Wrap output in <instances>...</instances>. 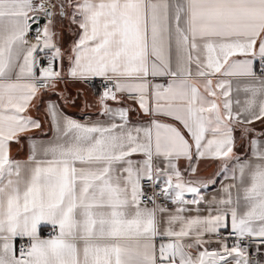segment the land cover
<instances>
[{"label": "snow or ice", "instance_id": "snow-or-ice-1", "mask_svg": "<svg viewBox=\"0 0 264 264\" xmlns=\"http://www.w3.org/2000/svg\"><path fill=\"white\" fill-rule=\"evenodd\" d=\"M56 17L78 29L67 53ZM65 57L71 78L111 82L100 103L121 123L81 124L50 105L56 139L40 159L33 143L22 165L10 157V142L40 127L25 113L41 88L62 78L54 65ZM149 76L169 80L150 85ZM234 77L247 81L249 94L235 111ZM196 79L205 81L204 92ZM117 92L137 100L147 125L130 126L128 109L109 108ZM255 121H264V0H0V264H260L242 242L264 246V148L251 139V158L234 152L237 128L248 136ZM181 158L193 174L202 158L223 160L231 173L224 196L207 202V216L182 215L191 211L183 205L204 202L209 182L184 181ZM143 181L180 205L174 214L156 204L157 193L146 194ZM165 213L161 230L158 214ZM44 224L55 234L42 238ZM206 234L221 237L218 249L204 247ZM158 236L169 239L157 244ZM17 238L27 239L19 250Z\"/></svg>", "mask_w": 264, "mask_h": 264}, {"label": "crops", "instance_id": "crops-1", "mask_svg": "<svg viewBox=\"0 0 264 264\" xmlns=\"http://www.w3.org/2000/svg\"><path fill=\"white\" fill-rule=\"evenodd\" d=\"M70 11V9H69ZM56 19V18H55ZM56 26V22L54 21ZM56 32L58 33V44L59 46L67 53L73 42L77 39L78 29L76 25L71 24L69 19H62V22L58 24V27H55ZM28 39L30 38V32L28 34ZM69 63L65 57L62 62H59V71L61 72V77L54 82V86L47 87L46 89L40 90L37 96L32 100L30 107L28 108L25 115L31 116L34 120L39 121V128H32L29 131L21 134L18 137L17 141L10 142V157L20 162L22 165L29 163V157L32 154V145H36V156L38 159L43 158V148L47 146L50 142L56 139L57 133L52 124L49 106H55L58 113L62 117H69L77 122L85 125L93 124H110V123H121L119 118L110 119L108 115L103 114V106L100 103L101 92L94 88L93 82L99 79H104L102 77H91L87 80L73 79L68 76L67 69ZM195 73V69H193ZM38 74V72H37ZM218 77H213V86L217 83ZM169 80L167 76H157V77H148V82L150 85H166ZM232 81V94L231 99L233 100V109L238 110L241 106L244 105L248 93L243 90L244 84L247 81L244 78L234 77L231 78ZM194 82L199 86L201 92H204V83L203 79H196ZM128 93L117 92L118 99L113 101L111 99L107 100L109 108L116 110L118 108L128 109V120L130 126L133 125H147L149 117L144 114L143 110L140 109L139 104L136 99H126L125 95ZM223 97L220 96L219 91L217 93V102L221 105L223 104ZM239 100L240 104L237 105L235 102ZM163 123L175 124L177 127H180L183 131L182 125L179 122L175 121L170 117L161 116L159 118ZM254 131L248 136H241L240 129L237 128L234 133L236 137V147L234 152L237 156L240 157H249L251 158V139H257L261 141V147L264 148V121H255L251 125H246ZM133 160L143 159L142 155H134ZM229 166L231 167L233 161H228ZM178 167L181 171L184 181H193V183L200 181H208L207 188H201V194L204 197V202L199 206L197 205H183V207L191 209L182 213L186 218H191L196 215L207 216L209 214L208 208L210 205L207 203L213 197L220 199L224 196L223 188L225 185L233 183L231 179V173L229 172L227 176L222 170V165L224 164L223 160L211 159V158H202L199 159L196 163V173L193 174L189 170V161L184 158H181L178 162ZM154 165L164 168L165 165L161 159L157 158L154 160ZM163 178H161L162 182ZM216 181V183H210V181ZM175 182V178H174ZM158 187V186H157ZM171 191V190H169ZM242 195V193H241ZM236 196V190H233V197ZM195 194L185 193V199L190 200L194 199ZM149 207H152V204H148ZM180 205L173 203L171 206L165 207L168 209L169 213H175V210ZM199 207L200 211L197 212L195 209ZM241 211L243 209L241 208ZM215 214V213H213ZM165 214H158V218L161 219L160 228L164 230L167 227L166 222L164 221ZM174 227L178 230L180 225L177 223ZM52 229L50 225L44 224L41 225V236L45 230ZM223 231H230V222L228 229H221ZM215 234H206L203 239L207 241L204 247H207L209 251L213 249H218L220 247L219 239L216 238ZM169 238L160 237L156 238V243L167 242ZM22 240L17 238L14 241V244L17 246ZM191 238H186L185 243L190 242ZM231 245V244H230ZM193 255L196 254V249L191 250ZM264 252V251H263ZM262 252V255H263ZM262 264H264V257H261Z\"/></svg>", "mask_w": 264, "mask_h": 264}, {"label": "built area", "instance_id": "built-area-1", "mask_svg": "<svg viewBox=\"0 0 264 264\" xmlns=\"http://www.w3.org/2000/svg\"><path fill=\"white\" fill-rule=\"evenodd\" d=\"M30 38L33 39V33L32 32H30ZM40 66L41 67H46L47 66L46 61L44 59V54L40 55ZM54 67H55L56 70L59 71V62L56 65H54ZM37 72H38V75H39V71H37ZM106 83L109 86H111V82L105 81L104 79H99V80H96V81L93 82V84L95 85L96 89L99 90V92H101V93L104 91V85ZM43 89H46V88H41V90H43ZM125 98L126 99H134L129 94H126ZM142 183L144 184L145 192H146L147 195L151 196V195H153V193H157V195H156V204L158 206L168 207V206H171L173 204L171 199H169L168 197H166L163 194L159 193V187H157L154 184H150L147 181H143ZM148 204H151V203H148ZM228 232L229 231H223V232H221V234L223 236H226ZM54 234L55 233H54L53 229H48V230H45L43 232V236L45 238H48L49 236L54 235ZM216 238L219 239V240L221 239L220 236H216ZM228 242H229V244H231L232 243V239L229 238ZM26 244H27V240H22L20 242V244L17 246V250H19L21 245H26ZM244 244H246L248 246V258H249V260L250 261H259L260 264H262L261 253H262V248H264V246L259 245V242H258L257 239H252V240H248V241L242 242V246ZM258 247L260 248V251H256V249Z\"/></svg>", "mask_w": 264, "mask_h": 264}, {"label": "rangeland", "instance_id": "rangeland-1", "mask_svg": "<svg viewBox=\"0 0 264 264\" xmlns=\"http://www.w3.org/2000/svg\"><path fill=\"white\" fill-rule=\"evenodd\" d=\"M55 22H56V28L58 27V24L60 23V22H62V18H59V17H56V19H55ZM264 131V130H263ZM264 251V248H262V252ZM261 257L263 258L264 257V252H263V255H262V253H261ZM262 260V259H261Z\"/></svg>", "mask_w": 264, "mask_h": 264}, {"label": "trees", "instance_id": "trees-1", "mask_svg": "<svg viewBox=\"0 0 264 264\" xmlns=\"http://www.w3.org/2000/svg\"><path fill=\"white\" fill-rule=\"evenodd\" d=\"M93 86H94V88H96L94 84H93Z\"/></svg>", "mask_w": 264, "mask_h": 264}, {"label": "water", "instance_id": "water-1", "mask_svg": "<svg viewBox=\"0 0 264 264\" xmlns=\"http://www.w3.org/2000/svg\"><path fill=\"white\" fill-rule=\"evenodd\" d=\"M42 23H43V21H42Z\"/></svg>", "mask_w": 264, "mask_h": 264}]
</instances>
